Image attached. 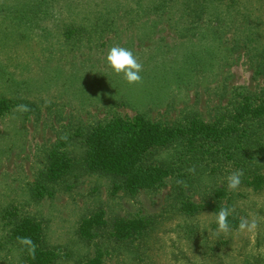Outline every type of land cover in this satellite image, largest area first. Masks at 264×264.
<instances>
[{"label": "rangeland", "instance_id": "1", "mask_svg": "<svg viewBox=\"0 0 264 264\" xmlns=\"http://www.w3.org/2000/svg\"><path fill=\"white\" fill-rule=\"evenodd\" d=\"M112 47L131 50L140 75L165 66L186 74L164 81L152 72L129 84L107 65ZM263 49L264 0H0V97L36 105L28 120L16 113L0 119V212L13 205L40 221L48 246L67 255L57 264H79L98 251L105 264H264V190L228 189L224 205L255 222L251 230L218 232L216 215L180 211L183 200H211V189L227 184L222 174L169 178L130 196L112 195L110 178L78 168L37 204L28 191L54 145L67 143L80 162V137L116 116L228 122L244 96L264 101ZM100 210L107 225L82 239L80 224ZM119 218H147L152 226L137 240L118 242L110 234ZM1 222L0 264H22L3 241Z\"/></svg>", "mask_w": 264, "mask_h": 264}, {"label": "trees", "instance_id": "2", "mask_svg": "<svg viewBox=\"0 0 264 264\" xmlns=\"http://www.w3.org/2000/svg\"><path fill=\"white\" fill-rule=\"evenodd\" d=\"M74 33L69 28L66 36L71 37ZM262 54L264 61V49ZM186 70L180 66H165L161 70H146L141 77L158 72V77L162 76L164 81L165 76L179 80ZM21 106H26L28 111H22ZM13 113L24 115L28 120L36 113V105L21 99L0 97V119ZM229 116L228 122L215 123H207L194 116L185 124L176 125L153 122L145 114H137L134 118L116 116L80 137L85 148L80 162L71 155L67 143L54 145L46 155L45 169L28 189L31 200L37 204L46 196L51 197L52 187L73 175L78 168L110 178L112 195L124 192L135 196L141 191H154L175 177L184 183L193 175L216 179L222 174L227 180L236 170L243 172L239 187L262 191L264 129L256 127L264 125V101L244 96ZM168 150H173L171 156L159 160V155ZM176 187L181 196L184 188L181 184ZM229 193L227 184L212 188L211 200L202 204L183 200L180 211L188 218L206 212L216 215L222 208L231 209L229 203L224 205ZM104 216L100 210L82 221L78 229L80 237L92 239L96 229L107 225ZM0 220L8 229L3 241L10 251L19 253L22 264H57L66 258L67 255L59 248L48 246L42 223L22 215L19 207L9 205L4 208L0 212ZM228 221L230 231L239 229L241 219L233 211ZM151 226L152 222L147 218H119L113 223L110 236L118 242L133 241L144 236ZM79 264H105L104 254L98 251L94 257Z\"/></svg>", "mask_w": 264, "mask_h": 264}, {"label": "clouds", "instance_id": "3", "mask_svg": "<svg viewBox=\"0 0 264 264\" xmlns=\"http://www.w3.org/2000/svg\"><path fill=\"white\" fill-rule=\"evenodd\" d=\"M108 67L115 75H122L125 81L129 84L138 83L142 77L140 75L142 71V64L138 62L133 52L123 47H112L106 57ZM22 111H28L26 106H21ZM243 172L236 170L227 177V187L229 190L235 191L242 182ZM232 209L222 208L216 214L217 231L228 233L230 224L228 218L232 215ZM256 227L255 222L249 224L247 220H241L239 224V230L254 229Z\"/></svg>", "mask_w": 264, "mask_h": 264}]
</instances>
